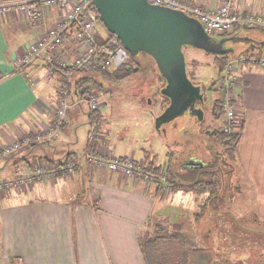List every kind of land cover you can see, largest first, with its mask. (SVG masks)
Wrapping results in <instances>:
<instances>
[{
	"label": "crops",
	"instance_id": "crops-1",
	"mask_svg": "<svg viewBox=\"0 0 264 264\" xmlns=\"http://www.w3.org/2000/svg\"><path fill=\"white\" fill-rule=\"evenodd\" d=\"M180 1L208 9L217 8L221 2ZM235 7L244 14L264 13V0H236ZM56 18L57 12L52 11L46 19L29 24L20 14L0 15V144L7 142L10 134L18 135V131L24 127L34 126V118L46 117L48 79L54 78L55 83L57 79L49 74L51 70L44 65L46 60L39 59L41 63L37 60L21 69V66L15 65V61L34 39L53 25ZM242 29L244 27H238L234 35H246L243 40H247L249 46H255L257 56H264L257 53L258 46H264V31ZM31 68H42L46 76L33 75ZM238 75L240 82L235 93L238 96L237 118L241 127L239 140L232 152L236 172L243 182L239 184L240 192L233 197L228 192L229 185L225 183L224 173L222 184L217 186L221 200L225 196L227 201L228 197H235V205L251 206L252 212L264 220V69L247 65L240 68ZM56 86L53 87L55 103L58 98ZM165 98L169 103V99ZM45 119L49 121V118ZM172 131L166 133L165 130V133L171 134ZM103 133L107 134L105 130ZM59 138L62 139V135ZM102 142L95 143V146ZM51 143L33 145L30 150L35 149L40 156L46 155L56 160L57 163L49 167H55L74 156L81 159V164L74 175L38 179L28 190L0 195V264H146V261L147 264H228L224 260L211 258L210 253L217 250L212 249L209 243L218 229L210 222H214L217 216L209 209L201 214L202 204L208 198L206 194H196V190L188 187L180 197L171 192L162 195L155 184L108 170L90 171L88 180L84 176L88 168L82 160L90 145L88 140L83 153H67L62 157L65 160L60 156L57 158V148ZM26 154L28 156L29 152L26 151ZM112 154L114 157L142 159L135 157L133 152L131 155ZM27 156L21 153V158L15 161L1 159V182L8 181L18 165L25 164V172L30 171L33 166L31 161L37 162L40 158L32 157L31 160ZM196 162L195 169L201 164L200 160ZM182 169L189 170L186 167ZM88 186L97 196L94 206L90 202L91 192H86ZM42 191L50 192L51 196H42ZM75 198L77 201H74ZM168 202H175L177 212L184 211V215H173ZM150 217L154 221L152 231L140 234L143 227L150 224H147ZM173 218H176L174 223L171 221ZM167 219L172 223L171 228L162 223ZM202 219L205 225L209 224L208 227H202ZM187 222L190 224L186 225ZM164 229L169 234H175L177 239L154 243L148 251L150 258L146 260L140 241L149 240L161 233L158 230L164 232ZM238 230L242 233L241 227ZM258 232L257 235L264 236V230ZM257 264L262 263L259 260Z\"/></svg>",
	"mask_w": 264,
	"mask_h": 264
},
{
	"label": "rangeland",
	"instance_id": "rangeland-1",
	"mask_svg": "<svg viewBox=\"0 0 264 264\" xmlns=\"http://www.w3.org/2000/svg\"><path fill=\"white\" fill-rule=\"evenodd\" d=\"M91 33L100 43L104 42L109 36V32L100 20H97L93 25ZM225 42L228 43L230 41L229 39H225ZM242 51L241 48L233 55L224 56L206 52L192 45H184L182 47V52L185 58L186 75L190 82L198 87L203 97V103H201V105H203H199V108L202 110V119L198 121V118L193 115H187L185 112L182 116L173 120L174 122H169V125L165 126V128L163 126V129L157 126L156 119L157 116L162 113L168 102L161 93L164 87V80L158 75L153 59L144 55H139L136 58L137 62L131 59L129 63L133 66L138 64L140 71L121 81H107L102 76H98L93 72L88 73L89 79L85 81V83L87 86H91L90 92H94L93 94L97 96V110L102 115L104 122L101 130L102 132L103 130L107 132V134H105L107 140L103 145L104 150L116 155L135 153V157H142L139 162L142 163L144 172H152L146 168V164L151 161L154 162L153 164L165 166L166 164H164V162H167V154L170 153L177 162L174 171L178 172L179 180L177 191L174 194H177L178 197L185 194L188 189L187 185L191 184L193 181L189 177L190 173L188 170H180L181 165L184 167V160L189 157H194L201 162H210L214 159L211 150L218 151L217 154L221 157L224 156V159L218 157L219 159H215L216 163L219 166L218 168H220L225 175V183L229 185L228 192L232 194V197L236 196V194L240 192L239 184L242 183L243 180L237 174L238 172H236L237 166L235 163V156L233 152L231 153L226 149L224 150L223 146L217 143L214 145L207 135L210 130L219 128L225 122L224 114H222L219 119H215L212 114V108L217 99L221 101L220 93L216 85L218 75L222 72L221 70H223L225 64L231 60V56L244 54V51ZM245 53H247L246 55L252 54L257 56L254 49ZM39 61L41 63V60H38V62ZM233 64L238 71L237 74H239L240 68L247 66V64L242 66L235 61ZM31 72L36 76L41 74L44 77L46 76L42 68H31ZM49 74L52 75V71ZM82 76H86V73H78V76H75V78H82ZM30 79L32 82L33 78L31 77ZM48 80L49 82L46 88L49 87V89L46 90L45 98L49 106L47 105V108H45V118H49V121L45 118L39 119L36 117L32 120L35 121V123L32 124L34 126L24 127L20 130L22 132L18 131V135L10 134L11 137L5 142L6 144L15 141L20 142L25 139H29V142L24 145V147L10 154L0 153V160L6 158L9 161H15L21 158V153L26 157V151H28V159L32 160V157H40L37 162L35 160L31 161L33 166L30 171H33L38 164L48 166L45 160L46 158L49 159L46 155L40 156L35 149L30 150L33 145H48L49 141H51L52 146L57 148V158L60 156L59 158L62 160H65V158L62 157L67 153L81 154L85 151L87 146V135L90 130V124L88 122V112H90V110L87 100L82 101L80 104H73L72 100L69 99L70 106L67 111L66 119L61 122L59 120L56 121V114L54 113L56 103L53 98L55 89L53 87H55L57 83H55L54 78ZM73 91L75 92V90ZM76 92H79L78 89H76ZM71 96L72 91L69 97L71 98ZM37 128L42 129L44 132L54 130L56 135L53 134L55 136L51 135L52 137L49 136L47 139L32 143V138H34L32 134ZM170 129L173 130L171 134H166ZM60 135H62V139L59 138ZM24 137L25 139H22ZM215 147L216 149H214ZM58 160L59 159H57V161ZM54 162L55 164L57 163L56 160H54ZM25 166V164L18 165L16 168H21L25 172ZM218 168L214 170L217 171ZM161 170L162 168L160 171ZM76 171L78 170L76 169ZM84 176L89 180L90 171L88 170ZM15 177L16 174L10 176L9 182L11 185L8 189L6 187L0 188V195L28 190L31 184L34 183L32 181L26 185L20 186V184L14 182ZM221 179L222 178H220L219 186L223 181H221ZM5 181L6 180L3 182ZM89 188L88 186L86 192H91L90 202L93 205V202L95 203L94 198L97 196L93 194L94 192ZM170 190L172 191V189ZM170 190L164 194L168 193L169 195ZM41 195L49 197L51 193L42 191ZM234 198L228 197V201L226 196L222 200L219 199L213 205V207H216L215 210L210 211V213L216 214L217 216L214 222H210V224L218 230L222 229L221 231L223 232L214 230L215 233L212 234V242L210 239L209 245L212 246V249L217 251L210 253L211 258L224 260L230 264H257L259 260L264 264V236L260 234L257 235V233L260 232H256L257 230L264 229V227H260L262 225L254 224V222L250 220L253 211L251 206L235 205L237 200L234 202ZM231 201H233V203H231ZM168 206L170 208L169 211L172 212L173 215H175V213L178 216L184 215V211L180 213L177 212L175 202H168ZM171 221L172 223L176 222V218H173ZM162 223L171 228L170 226L172 223H170L168 219L162 221ZM153 224L154 221L152 219L149 225L143 227L140 234L147 232V230L152 231ZM185 224L188 225L190 223L187 222ZM201 225L203 228L209 226V224H204V219H202ZM239 226L243 228L242 233L238 230L240 229Z\"/></svg>",
	"mask_w": 264,
	"mask_h": 264
},
{
	"label": "built area",
	"instance_id": "built-area-1",
	"mask_svg": "<svg viewBox=\"0 0 264 264\" xmlns=\"http://www.w3.org/2000/svg\"><path fill=\"white\" fill-rule=\"evenodd\" d=\"M150 4L164 6L172 10L180 11L188 16L196 18L209 35L227 34L234 27L241 26L245 29H260L264 31V13H242L236 10V0H221L215 9L204 8L200 5L183 3L180 0H148ZM52 11L57 12V18L53 25L49 26L41 35L34 39L19 56L15 65L23 66L36 60L43 59L46 62L56 64L62 70L67 71L65 77L57 79V95L55 105L56 121H64L67 117L69 99L73 104H80L87 100L90 112L98 109L96 94L90 93L87 97L79 94L87 86L85 82L78 88V95L69 97L71 87L78 73L88 74L95 71H110L122 66L128 59V52L123 45H119L117 36H108L104 42H98L91 33L93 25L99 16L92 4V0H0V15L20 14L29 24L46 19ZM52 57V58H51ZM57 57V58H56ZM222 72L218 75L216 85L220 93V107L225 115L222 127L224 133H230L237 118V100L235 88L240 82L239 75L233 62L244 66L255 65L264 69V56L252 54H239L232 56ZM59 122V123H60ZM54 130L44 132L38 129L32 134V143L55 136ZM51 136V137H52ZM22 139H25L22 138ZM87 140L89 148L82 156L89 171L108 170L117 172L126 177L143 179L155 184L162 195L170 190L166 183L164 166L159 173L144 172L142 163L131 157H114L111 152L104 150V142L107 140L100 130L99 123L93 121L90 124ZM103 142L98 147L95 143ZM29 139L20 142L0 144V153L10 154L26 145ZM109 150V149H108ZM80 158H71L57 167L37 165L35 170L24 172L21 168L15 170L14 182L20 186L26 185L38 179L65 178L74 175L81 164ZM8 181L0 182V188L11 185ZM4 183V184H2Z\"/></svg>",
	"mask_w": 264,
	"mask_h": 264
},
{
	"label": "water",
	"instance_id": "water-1",
	"mask_svg": "<svg viewBox=\"0 0 264 264\" xmlns=\"http://www.w3.org/2000/svg\"><path fill=\"white\" fill-rule=\"evenodd\" d=\"M92 4L106 30L118 37L128 53L150 56L161 70L165 80L161 93L169 99L170 106L157 116L158 127L181 116L196 99L202 100L200 90L186 75L184 45L217 55L234 54L223 50L221 43H214L196 18L180 11L148 0H92ZM225 39L230 41L232 37ZM197 115L201 120L202 111L198 110Z\"/></svg>",
	"mask_w": 264,
	"mask_h": 264
},
{
	"label": "trees",
	"instance_id": "trees-1",
	"mask_svg": "<svg viewBox=\"0 0 264 264\" xmlns=\"http://www.w3.org/2000/svg\"><path fill=\"white\" fill-rule=\"evenodd\" d=\"M98 20H100V19L98 18ZM238 27H240V26L234 27L232 32L228 33V35L222 34V36L232 37V42H235V41L237 42V41H240L241 39L243 40V37H237L234 35V31ZM242 30H246V29L244 28ZM109 36H113V34L109 33ZM118 41H119V45H122L121 41L120 40H118ZM244 41L246 43V46L244 47V49L242 48V50L244 51V54H247L245 52L254 49L255 46H253V45L249 46L248 45L249 43L247 42V40H244ZM232 53H235V52L233 51ZM257 53L260 55H264V46H258ZM137 57H138V55L128 53V59L126 60V62L122 66H120L114 70H110V71H95L93 73H95L98 76H102L107 81H121V80L127 79L130 76H132V75H134L140 71V68H138V66H139L138 64H136V66H133V65H131V63H129L131 59H133V60H135V62H137L136 61ZM44 65L46 68H48L52 71V74L56 79H61L62 77H65V75L67 74V71L62 70L61 68L56 66L54 61L46 62ZM23 66H26V65H23ZM23 66H21L20 69ZM88 79H89V76L87 74H86V76H82V78H75V81L73 82L72 87H71L72 95L77 94L76 88L77 89L80 88L81 84L85 81H88ZM90 80H91V78H90ZM164 85H165V80H164ZM74 89H75V92L73 91ZM90 89H91V86H86L84 88V91L81 92L79 94V96L81 95V97H83V96L87 97L91 93ZM218 101H219V103H218ZM212 114H213L215 119H219L222 116V110L220 107V100H217L215 102V104L213 105ZM88 119H89L88 120L89 123H91L93 121H97L99 123L100 127H102V125H104L103 117L98 112V110H95L93 112H88ZM223 124L219 128H215L213 130H210V132L207 136L209 137V140L214 145H216V143H217L218 145L223 146L224 150L226 149L232 153L235 145L237 144V142L239 140V129H240L241 125L238 121H236L232 127L231 132L230 133H224L222 131ZM214 149H216V147ZM217 152L218 151H215V150L212 151L211 150V153H212V156L214 159L211 160L210 162H205V161L200 162L201 164L199 165V168H196V169L194 166H197V162L191 163L190 162L191 160L189 158L184 160L185 164L182 162L184 167L189 169L188 170V172L190 173L189 177L193 180L192 183L188 185V187L191 188V190H196V194H199V195H205L206 194L208 196L206 201H204V203L202 204L203 208H202V211H200L202 213L204 210H208V209L210 211L211 210L214 211L216 207H213V205L215 204V203H213V201H215V200L218 201L220 199L219 187L217 185L219 184V181H220V178L222 177L223 172L221 171L220 168H218L219 166L216 163L215 159L218 157L220 159L221 158L224 159V156L221 157L220 155L217 154ZM70 155H75V153L70 154ZM72 158H75V156ZM174 159H173V156L170 153H168L167 154V162H166V165L164 166V171L166 172V183L170 187H172V188H170V189H172V191L170 190L171 193H175L177 191L178 180H179L178 172L174 171L175 167L177 166L176 165L177 162ZM45 161H46L47 165H49V166L55 165L54 160L46 158ZM153 163H154L153 161L148 162L146 164V168L149 171H152L153 173H159L162 166L159 164H153ZM59 165L60 164H57L55 167H57ZM178 165H179V162H178ZM180 168H183V166L181 165ZM215 168H218V170L215 171L214 170ZM221 181H222V179H221ZM194 187H196V189H194ZM76 197H79V195ZM74 201H77L76 198ZM95 203L93 202V206L95 205ZM150 220H151V217L148 219L147 224H149ZM250 220L252 222H254V224L256 223V224L262 225L260 227H264V220H260V218L257 217V215L254 212H252ZM262 230H264V229H261V231ZM158 231L161 233H157L156 236H154L153 238H151L149 240H145L143 242L140 241V243H139L141 251L144 254L146 260H147V257H148V260L150 258V252L148 253V251L151 247L154 246V243H156L158 241H166V240L167 241H175L177 239L175 234H169L168 232H165V229H164V232L162 230H158ZM258 231H260V230H257L256 232H258ZM249 232H252V231H249ZM186 259H187V257H186ZM223 262L228 263L227 261H223ZM146 264H147V261H146ZM228 264H230V263H228Z\"/></svg>",
	"mask_w": 264,
	"mask_h": 264
},
{
	"label": "flooded vegetation",
	"instance_id": "flooded-vegetation-1",
	"mask_svg": "<svg viewBox=\"0 0 264 264\" xmlns=\"http://www.w3.org/2000/svg\"><path fill=\"white\" fill-rule=\"evenodd\" d=\"M212 38H213V42L214 43H216V44H219V43H221L220 44V47L223 49V50H226V51H229V50H231V51H234V52H237L239 49H241V48H243L244 49V47L246 46V43H245V41L244 40H240V41H235V42H228V43H226L224 40H225V38L227 37V36H220V35H210ZM243 38L244 37H247L246 35L245 36H242ZM233 45V46H232ZM139 55H144V56H148V55H146V54H143V53H139L138 54V56ZM225 55H228V54H224V56ZM149 58H151L150 56H148ZM152 59V58H151ZM155 69L157 70V73H158V75L159 76H161L162 77V74H161V70L159 69V67L156 65V63H155ZM193 84V83H192ZM194 85V84H193ZM194 86H196V85H194ZM164 88V87H163ZM195 94V93H194ZM199 94H201V92L199 91ZM196 95V94H195ZM164 96V95H163ZM164 98V97H163ZM218 100V99H217ZM201 103H203V97H202V100H199V99H196L195 101H194V103L191 105L192 107L191 108H187V110H185V112L187 113V115H193V116H195L196 118H198V115H197V113H198V110H201L200 108H199V105H201ZM203 105V104H202ZM201 105V106H202ZM169 106H170V101H169V103H168V105H166L165 106V108L163 109V111H162V113L161 114H164V112L166 111V110H168V108H169ZM202 111V110H201ZM184 112V113H185ZM183 113V114H184ZM182 114V115H183ZM181 115V116H182ZM178 118V117H177ZM198 121H200L199 119H198ZM171 122V121H170ZM169 123V122H168ZM168 123H166V124H162L160 127H161V129H163L162 127L163 126H168L169 124ZM164 131V130H163ZM169 131H172V129H170V130H168V132ZM190 159V158H189ZM196 159H194V161H195ZM197 161V160H196ZM195 161V162H196Z\"/></svg>",
	"mask_w": 264,
	"mask_h": 264
}]
</instances>
